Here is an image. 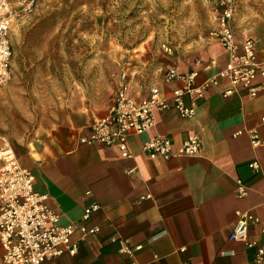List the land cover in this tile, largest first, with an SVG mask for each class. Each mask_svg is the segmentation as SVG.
<instances>
[{"label":"crops","instance_id":"obj_1","mask_svg":"<svg viewBox=\"0 0 264 264\" xmlns=\"http://www.w3.org/2000/svg\"><path fill=\"white\" fill-rule=\"evenodd\" d=\"M236 20L239 39L256 40L264 66V22L248 34L237 29ZM228 59L217 41L198 58L157 65L141 76L129 74L131 96L142 100L157 86L170 97L183 82H168L169 69L197 72L201 84L219 74ZM119 75L110 102L98 106L81 90H70L65 111L45 134L19 154L13 147L21 164L35 173L36 189L48 194L50 207L61 214L64 224L100 228L95 234L76 231V254L66 252L43 264H252L264 244V75L257 79L261 90L255 98L245 90L225 96L230 84L222 80L195 104L192 118L181 116L175 107L156 111L153 128L129 136L130 157L116 146L82 142L94 122L107 114ZM184 100L194 105L189 94ZM253 132L262 141L258 146ZM194 135L202 142V151L195 156L152 159L142 150L145 141L158 136L169 137L177 149ZM255 160L261 164L260 172L250 167ZM239 181L248 188L245 197L238 194ZM94 203L100 208L84 219L85 209ZM239 212L260 219L249 225L255 247L229 239ZM123 244L131 254L123 251ZM231 250L234 255L224 253ZM3 252L0 242V256Z\"/></svg>","mask_w":264,"mask_h":264},{"label":"rangeland","instance_id":"obj_2","mask_svg":"<svg viewBox=\"0 0 264 264\" xmlns=\"http://www.w3.org/2000/svg\"><path fill=\"white\" fill-rule=\"evenodd\" d=\"M236 18L251 34L264 22V0H239ZM216 26V0H36L11 32L0 133L19 154L60 118L70 90L103 106L122 71L141 76L198 58L218 41Z\"/></svg>","mask_w":264,"mask_h":264},{"label":"built area","instance_id":"obj_3","mask_svg":"<svg viewBox=\"0 0 264 264\" xmlns=\"http://www.w3.org/2000/svg\"><path fill=\"white\" fill-rule=\"evenodd\" d=\"M238 1L217 0L218 27L215 35L229 58L219 74L197 84V72L182 74L173 67L166 72L165 79L168 82L181 80L182 87L176 88L167 97L159 87L154 86L149 97L137 100L130 93L128 72L122 71L116 96L107 114L94 122L90 134L82 138V142L116 146L123 156L130 157L129 136L142 135L153 128L158 110L175 107L181 116L192 118L196 113L195 104L206 97L211 86L218 85L222 80L230 84L224 91L225 96L245 90L251 97H257L261 90L257 79L264 75V66L258 60L256 40L250 36L239 39L234 28ZM35 3L36 0H0V86L11 76L13 46L10 36L14 24L20 17L32 13ZM186 94L191 96L194 105H186ZM252 137L255 146L262 143L258 132H253ZM0 143V242L4 248L0 264H43L66 252L76 254L78 245L73 240L76 231L84 235L95 234L100 230L99 226L64 224L61 214L50 207L48 194L36 189L33 170L21 164L14 148L1 133ZM142 150L152 159L169 160L178 155L200 154L202 142L199 136L194 135L176 149L169 137L158 136L145 141ZM250 167L255 172L261 171L258 160L251 162ZM237 191L240 197L248 195V188L241 181ZM99 208L97 203L88 206L84 219H89ZM259 221L253 214L239 212L229 239L255 247L257 242L249 240V225ZM123 245V251L131 254L132 250ZM224 253L235 254L232 250ZM252 264H264V244L258 248Z\"/></svg>","mask_w":264,"mask_h":264}]
</instances>
